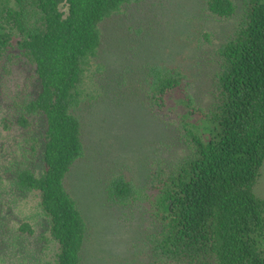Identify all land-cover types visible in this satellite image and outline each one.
<instances>
[{"label":"trees","instance_id":"trees-1","mask_svg":"<svg viewBox=\"0 0 264 264\" xmlns=\"http://www.w3.org/2000/svg\"><path fill=\"white\" fill-rule=\"evenodd\" d=\"M143 1L0 0V57L16 49L32 65L39 90L22 111L45 118L40 138L22 114L0 120L25 130L21 153H40L37 173L22 166L13 184L38 196L45 241L56 247L45 264H83L86 246L96 242L86 237L91 229L65 177L86 156L80 109L90 90L96 103L117 105L135 99L126 86L181 149L172 161L149 158L139 181L123 172L103 178L101 203L136 233L127 252L143 231L146 253L159 264H264V197L255 191L264 163V0H201L197 20L232 25L214 43L208 29L193 33L192 52L180 53L188 57L183 67L136 61L145 22L131 13ZM119 19L133 46L112 65L99 50L103 25ZM109 83L112 92L103 99ZM201 91L204 103L196 99ZM19 228L31 232L26 224Z\"/></svg>","mask_w":264,"mask_h":264},{"label":"rangeland","instance_id":"rangeland-1","mask_svg":"<svg viewBox=\"0 0 264 264\" xmlns=\"http://www.w3.org/2000/svg\"><path fill=\"white\" fill-rule=\"evenodd\" d=\"M152 1L153 5L150 7ZM200 5L201 0H144L131 13L133 17L145 22L142 32L144 38H138L146 42L139 41L141 45L135 48L136 61H163L168 65L180 64L183 67L187 64L188 57L181 56L182 52H192L193 45L190 40L198 29L212 31L214 43L224 25L228 29L232 23L229 20L211 18L197 20ZM125 19H129L126 22L128 24L132 18ZM123 21L124 19L110 20L103 25L104 35L99 53L101 59L112 65L118 59L117 53H120L119 58L123 60L130 51L129 46H133L131 39L126 36L128 31L125 25L121 26ZM212 44L204 45L211 48ZM11 50L0 57V120H14L22 114L33 123L30 132L40 138L45 131L44 116L28 115L22 111V105L36 96L39 90L38 81L33 75L32 65L16 49ZM203 71H208L205 65ZM113 84L103 87L106 93L103 99H108ZM127 88L128 86L124 87L123 92L129 91L126 94L135 95L134 100H126L117 105L104 101L96 103L90 98V90V95L80 109L85 122L83 132L86 156L83 160L80 158L82 161L78 160L76 165L80 168H71L73 171L66 175L65 184L79 201L86 218L85 224L91 229L86 237L91 236L96 240L86 246L83 264H96V261H100L98 264L161 263L157 257L153 259L147 255L148 249L142 241L143 231L138 234L133 247L138 258L135 259L133 252L128 253V244L136 233L121 224L118 225L111 208L101 203L102 200L106 203L102 193V180L106 176L123 172L125 176H132L135 181H139L146 174L149 158L157 154L172 161L173 152L177 154L181 151L172 144L174 132L164 126L142 104L140 97ZM202 92L196 99L204 103L206 96ZM3 125L0 122V264H35V260L40 258L45 264L56 247L48 239L45 241L44 236L48 235L45 230L46 220L37 209L38 196L35 192H21L13 184L15 171L22 166L37 173L41 167L40 153H21L25 130L14 123L8 128ZM161 143L163 147L159 146ZM255 191L264 197V163ZM23 224L31 232L20 229ZM97 250L96 258H93Z\"/></svg>","mask_w":264,"mask_h":264}]
</instances>
